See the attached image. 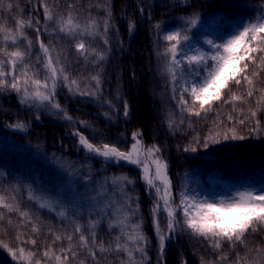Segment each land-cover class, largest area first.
<instances>
[{"label": "trees", "instance_id": "trees-1", "mask_svg": "<svg viewBox=\"0 0 264 264\" xmlns=\"http://www.w3.org/2000/svg\"><path fill=\"white\" fill-rule=\"evenodd\" d=\"M45 3L52 10V20L44 17ZM8 4L12 5L11 10ZM69 5L73 7L69 9ZM69 11L82 27L90 19L95 20L94 33L61 32V18L66 19ZM262 16L264 0H3L0 26L5 31H0V49L10 53L19 47L28 53L24 63L43 80L46 70L44 53L40 50L42 42L54 50L51 52L53 63L58 56L69 80L75 79L81 89L95 90L96 82L90 78L96 75L100 77V85L96 96L92 97L70 92L62 81L58 82L55 102L63 111L52 108L48 102L43 105L21 103L14 91L0 90V192L9 197L6 203L15 197L20 210L32 215L40 228L38 235L31 232L30 223L17 229L15 225L23 218L0 206L6 217L0 221V264H34L48 245L57 253L67 248L66 238L53 242V232L62 237L73 235L77 258L72 260L69 256L71 264L81 261L83 264H129L127 252L115 251L116 237L121 236L120 243L130 249L135 245L121 235L119 225L110 226L123 220L125 214L129 217V226L124 231L131 234L130 225L139 224L146 241L136 242L143 246L144 252L133 251L135 264H235L237 254L247 255L255 264H264V258L258 257L255 251L264 249V230H249L244 244L237 242L233 247L223 241L221 248L214 250L208 240L184 227V217L178 212L176 231L167 238L168 217L163 201H160L161 211L155 216L166 236L161 254L152 213L157 196L154 189L147 188L140 169L126 162L115 165L94 157L73 135L79 129L94 144L110 143L127 150L134 142L132 133L139 131L145 148L151 145L160 148L159 157L167 164V176L171 180L173 205L179 204L182 193L193 197L196 191H209L213 183L211 177L236 184L249 182L255 189L264 188V107L255 118L260 120V130L250 131L253 120L243 125L238 123L249 115L250 107L256 108L259 92L248 98L247 103L233 102L242 112L234 111L232 104H224L223 100L232 92L244 94V89L230 83L222 92V100L212 103L211 112L202 113L200 117L182 112L177 103L178 93L173 99L169 57L164 55L169 42L163 38L180 32L188 36L184 42L186 53L212 54L215 49L208 41L222 44L230 39L235 27H242V31L244 26ZM193 19L195 25L191 23ZM18 20L25 22L23 36L15 45L5 42L3 36L7 29L15 33ZM29 20L32 27L27 26ZM130 24L134 25L131 30ZM28 41L32 42L30 47ZM80 41L88 50L85 55H80L75 48ZM97 53H102L103 59ZM0 59L7 58L0 53ZM8 68L5 64L6 72ZM189 79L192 76L187 69L178 73L180 85ZM255 85L257 89H264V73ZM184 98L191 103L187 94ZM125 105L127 116L124 115ZM65 112L72 120L65 118ZM229 113L233 121H228ZM80 121H86L87 127L80 125ZM218 121H223L221 128L214 126ZM224 125L235 126L244 138L209 136L210 130L226 131ZM121 175H127L134 182L131 185L113 183V179ZM88 182L91 189L87 188ZM30 196L42 198L50 207L41 208L40 201ZM129 205L133 211L128 210ZM8 218L13 225H8ZM93 222L94 228L91 227ZM77 224L89 238V245L96 252L95 260L79 246ZM18 232L24 234L25 240L29 237L37 240L35 246L19 244L26 251L37 252V257L13 258L8 248H17ZM93 233L94 245L91 243ZM101 242L112 250L99 251ZM221 255L228 259L221 261ZM41 264H44L43 259ZM49 264L56 262L53 259Z\"/></svg>", "mask_w": 264, "mask_h": 264}, {"label": "snow or ice", "instance_id": "snow-or-ice-1", "mask_svg": "<svg viewBox=\"0 0 264 264\" xmlns=\"http://www.w3.org/2000/svg\"><path fill=\"white\" fill-rule=\"evenodd\" d=\"M43 2V0H42ZM3 0H0V4ZM73 5H69L71 9ZM7 8L11 10L12 5L8 4ZM44 17L46 20H52V10L48 5L44 4ZM37 23H39L37 21ZM195 25L196 20L191 21ZM27 26L32 27V21H27ZM25 22L22 20L17 21L16 32L13 33L12 29H7L6 34L3 36L5 42L11 41L12 44H17V41L23 36V28ZM107 21H105V31H107ZM134 25H129L131 30ZM96 28V21L90 19L88 24L81 26L77 22L76 17L69 11L67 18H61L59 30L69 35H74L78 31L81 33L87 32L93 34ZM0 31L5 29L0 26ZM39 29H37V33ZM164 40L169 42V46L165 49L164 55L169 57L168 71L170 73L171 81L173 83V99L177 98L178 93V106L182 112H187L189 115L200 117L202 113L205 115L213 110L212 103L214 101L222 100V92L228 89L230 83L242 87L244 94H237L232 92L228 99H224V104H232L234 111H241L237 109L235 101L247 103L248 98H253L259 92V99L256 101V108H249V115L244 116L238 120V123L243 125L249 120H253V127L250 131L260 130L261 124L257 117V112L264 107V89H257L255 81L259 80L262 73H264V16L256 19L255 22H250L243 27L242 31L234 34L230 39L222 44H215L213 41L207 43L215 49V52L209 54L204 51H195L191 55L184 51V42L188 40L187 35H182L180 32H172L165 35ZM31 41H28L29 47ZM105 43L107 41L105 40ZM76 50L80 55H85L88 51L85 48L84 42L80 41L75 44ZM40 50L44 53L43 68L46 70L45 76L42 79L38 77L37 72L30 71V66L24 63L25 56L28 54L21 51L19 47L12 52H7L0 49V53L7 59H0V90H12L20 96L21 103L39 102L43 105L45 102L57 110L63 111L59 103L55 102L56 86L57 83L62 81L70 92L81 96L95 97L99 91L100 77L98 75L92 76L90 79L96 82L95 90L84 88L81 89L75 79L69 80V76L64 67L60 65L59 57H55V64L53 63V56L48 46L40 43ZM95 53V49L91 50ZM100 59H103L102 53H97ZM39 60V58H37ZM211 61V63H209ZM5 64L9 66L8 71H5ZM20 70L17 71V67ZM187 69L192 79L185 80L183 85L179 84L178 73ZM251 69V71H250ZM185 94L191 98V103L185 100ZM199 107L196 108V104ZM207 105V107H206ZM65 118L72 120L71 116L64 113ZM124 115H128L127 105H125ZM219 115V114H218ZM228 121H233L234 117L231 113L227 115ZM183 121H181L182 123ZM80 125L87 127L86 121H80ZM174 123L170 122L171 124ZM223 121L214 122L215 128H221ZM22 127L23 125H16ZM224 132H214L210 130L209 136L215 138L216 136L223 135L225 139H243L239 135L235 126L227 127ZM78 137L79 144L82 148L92 154L94 157L102 158L105 162L119 165L121 162H126L131 165H136L141 171V178L145 182L149 190L154 189L157 196L152 213L154 215V226L157 235L159 236V248L161 254L165 246L166 236L160 228L159 220L155 219L156 214L161 211L160 201H163V210L167 213V238H171V234L175 233L176 225L178 223L176 216L177 213H182L184 217V227L190 230L192 234L203 237L208 240L214 250H219L223 241H228L233 247L237 242L240 244L245 243V233L251 230L257 232L264 230V190L260 192L244 191L237 193L236 197L230 200H221L219 202H208L207 200H196L185 194H181L180 203L173 205V197L171 192V180L167 176V164L159 157L158 153L160 148L156 145H151L147 148L143 146L141 133L139 131L132 133L133 143L127 150L118 148L115 144L102 143L94 144L86 137L79 129L74 133ZM193 151L195 149H192ZM154 167V171L152 168ZM159 181V183H157ZM134 181L127 175H121L113 179V183L122 185H131ZM30 199H37L40 201V207H50V204L45 203L42 198L30 196ZM130 199V198H129ZM9 197L0 192V206L7 209L8 212H15L22 217L20 224L15 225L17 229L21 225L31 224V232L39 234L40 228L32 215L26 211L20 210L19 204L15 203V197H11L12 202L6 203ZM129 211H133L129 205ZM64 215L63 212L60 213ZM5 213L0 211V221L5 220ZM128 215L125 214L123 220L116 221L110 225L121 227V235L127 237L135 245L134 249H130L127 244H121V236L116 237L115 251H124L128 253L129 264H135L133 258V251L140 253L144 252V248L136 242H146L145 237L140 231L139 224H131V234L124 231L128 227ZM8 225H13L11 218L7 219ZM95 222L91 227H95ZM75 232L80 233L79 241L80 247L87 250L88 254L93 260L96 259V252L92 250L89 245V238L83 234L80 225L75 226ZM54 241H59L66 238L69 242L67 248H61L59 253L53 251L52 246L48 245L46 250L41 254V258H36L34 264H41L43 259L44 264H49L53 259L56 264H71L69 256L72 260L77 258V252L73 250L72 239L73 235L69 234L66 237L57 235L53 232ZM16 240L19 242L17 248L13 250L4 244L5 248L12 253L13 258L20 260L31 259L37 257V252L28 250L25 247H20L19 244L35 246L37 240L29 237L24 239V234L18 232ZM95 234L93 233L91 243L95 244ZM111 247L105 248L103 242L99 245V251H111ZM251 251V250H249ZM256 254L260 258H264V249H256ZM62 254V255H61ZM228 257L221 255L220 260L226 261ZM83 264V261L80 262ZM235 264H255L249 261L247 255L241 257L239 254L236 256Z\"/></svg>", "mask_w": 264, "mask_h": 264}, {"label": "rangeland", "instance_id": "rangeland-1", "mask_svg": "<svg viewBox=\"0 0 264 264\" xmlns=\"http://www.w3.org/2000/svg\"><path fill=\"white\" fill-rule=\"evenodd\" d=\"M241 29L242 27H238V26L235 27L234 30L232 31V36L234 34H238V32L241 31ZM92 172L93 171L91 170L90 173ZM210 181H212L213 183L209 191H205V190L196 191L194 193L193 198H195L196 200H207L208 202H219L221 200H225V201L230 200L231 198L236 197L237 193L239 192H244V191L260 192L264 190V188L255 189L253 185L249 182H245L243 184H236V183H230L228 181H223L222 179L220 180L215 177H211ZM87 184H88L87 188L89 189L91 185H89V182Z\"/></svg>", "mask_w": 264, "mask_h": 264}]
</instances>
